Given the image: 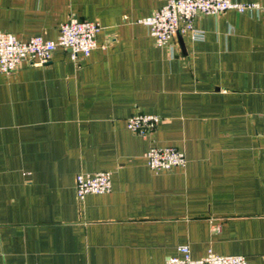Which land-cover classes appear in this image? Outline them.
<instances>
[{
	"label": "crops",
	"instance_id": "crops-1",
	"mask_svg": "<svg viewBox=\"0 0 264 264\" xmlns=\"http://www.w3.org/2000/svg\"><path fill=\"white\" fill-rule=\"evenodd\" d=\"M234 1L261 8L162 47L140 20L168 0H0L22 41L101 26L88 58L0 70V264H165L182 245L264 264V0ZM139 112L161 117L149 137L128 128ZM152 146L187 165L154 172ZM99 171L112 190L79 201L77 175Z\"/></svg>",
	"mask_w": 264,
	"mask_h": 264
},
{
	"label": "built area",
	"instance_id": "built-area-1",
	"mask_svg": "<svg viewBox=\"0 0 264 264\" xmlns=\"http://www.w3.org/2000/svg\"><path fill=\"white\" fill-rule=\"evenodd\" d=\"M258 3H242L234 0H168L167 4L140 23L150 29L157 45L171 46L180 32L191 33L194 39H203L205 31L194 26V19L202 15H221L228 10L241 13L260 9ZM101 30L98 22L71 18L60 25L56 40H46L34 36L28 41L20 40L11 32L0 30V70L12 74L25 61L32 64H45L54 51L63 47L71 52L74 61L88 58L99 47L97 35ZM161 117L156 114L137 113L127 120L128 128L143 137L156 131ZM149 166L154 172L171 170L176 166L185 167L186 154L172 146H152L146 153ZM112 174L109 171L80 173L76 177V192L79 201L88 194H104L112 190ZM182 257L172 256L165 264H250L243 255H219L209 251L203 258L195 259L188 245L180 246Z\"/></svg>",
	"mask_w": 264,
	"mask_h": 264
}]
</instances>
